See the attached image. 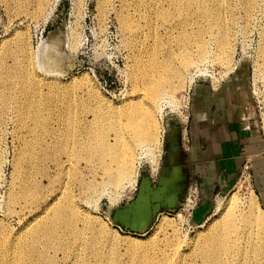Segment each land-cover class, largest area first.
I'll return each mask as SVG.
<instances>
[{"label":"rangeland","instance_id":"rangeland-1","mask_svg":"<svg viewBox=\"0 0 264 264\" xmlns=\"http://www.w3.org/2000/svg\"><path fill=\"white\" fill-rule=\"evenodd\" d=\"M36 1L38 0H0V75L4 74L0 78L5 79L4 82L0 79V260H3L0 264H21V261L22 264H73V258L68 260L63 254L61 256V251L49 249L48 254L42 258L36 251L34 256L29 255L27 247L22 246L25 227L42 214V202L45 195L50 193L47 191L49 181L56 191H59L60 187H67L65 194L75 198L78 207L90 217V223H96L97 226L94 227L97 230H110L114 235L108 237L107 232L101 231L104 234L101 241L106 242L99 246L103 262L97 264H141L146 255L154 259L156 264H161L164 255L160 252L154 254V250L164 249L167 254L172 255L173 246L177 244L182 250L181 264H195L200 261L194 256L200 249L202 236L207 233L206 230L214 220L222 216L232 199L238 202V209L264 217V0H180L182 5L179 0H44L46 3L43 2L41 10L38 9L40 12L34 5H38ZM194 1L198 4L202 1V4H205L198 5ZM243 4L247 5L248 9ZM197 6L204 9L201 11ZM209 8L211 10L207 11ZM209 14L214 18L210 19L212 16ZM224 34H227V39L223 44L218 43L221 42L220 38L223 41ZM202 43L209 47L208 61L184 69L183 80L181 76H175L188 56L198 55ZM16 45L28 49L33 57L34 70L42 80L40 88L38 87L40 91L37 93L32 92L33 85L22 82L20 74H15L12 70L14 60H11L13 58L8 52L14 51ZM151 59L157 62L153 67L148 65ZM163 62L167 65L169 63L173 94L155 112L156 116L152 115L146 118V121H139L140 128L143 127L146 132H150L153 127L152 122L158 124L160 145L153 147L141 159L138 158L140 150L136 148L135 166L139 174L136 185L126 188L113 184H100L89 188L84 186L80 180L82 178L84 182L104 180L100 162L95 164L94 171H89L87 159L84 158L85 162L81 158L86 155V150L80 143L87 141V132L91 129L97 132L101 125L104 131L99 135L114 144L116 133L112 126L120 123L127 132L128 141L130 132L126 129V116L121 112L136 98V94L141 92L146 83L143 79L150 81L151 78H159L162 75ZM8 68L13 71H9L11 74ZM8 84H13L10 86L11 89L14 88L12 91ZM226 86L236 88L240 92L242 113L252 130L247 138L242 137L243 140L236 142L239 147L237 159L234 171L227 179V186H223L221 190L217 189L207 196V202H203L204 176L196 170L191 182L195 184L193 189L197 187V203L188 205L187 202L184 209L173 208L154 219L150 214L147 216L148 201L138 204L142 184L147 181L149 190L156 192V187L160 182H164L162 171H167L165 175L170 178L171 173L173 177L177 166L176 169L183 174V167H178L180 165L177 161L172 165L166 164L167 142L171 138L177 139L181 146L184 143V153L190 154V125L195 112L193 104L199 96L215 94L221 87ZM14 94L22 98L28 95L27 100L34 95L37 101L34 107L27 108L26 105V108H22V112L26 110L25 115L28 112L27 117L14 111L17 110ZM9 101L12 104L9 105ZM33 112H36L35 115L31 114ZM114 114L116 119L112 117ZM41 117H44V121H41ZM24 118L28 122H24ZM146 122L152 124L147 128ZM48 125L56 129L57 135L62 137L65 151H55L48 156L45 154L46 140H52L50 134L44 130ZM74 146H77L79 151H76ZM35 152L38 154H34ZM80 152L82 155H79ZM123 152L127 150L116 151L117 154ZM40 156L43 157L42 161L39 160L42 158ZM57 158L65 162L64 167L56 166ZM106 161L110 162L109 159ZM29 179L33 181H28ZM37 181L42 183L40 186L43 188L37 187ZM174 184H178L181 197L185 189V186L181 185L182 179L174 181ZM44 186H47L46 190ZM27 188L30 190L26 191ZM102 191L106 192L101 194ZM24 195L32 196L26 198ZM33 195H37V198ZM251 199L255 204H250ZM128 202H135V206L142 205V208L138 209L145 213L141 215L145 230L136 227L138 230L128 231L112 218V209ZM163 220L172 225L162 227ZM261 236L262 239H258L256 243H263L264 232ZM252 239H240L241 251L237 248L232 250L233 254L230 251L228 261L233 260L236 264L250 262L254 257L251 256ZM20 254L21 259L18 257ZM259 256L262 257V254ZM46 258L51 261L47 262Z\"/></svg>","mask_w":264,"mask_h":264},{"label":"bare ground","instance_id":"bare-ground-1","mask_svg":"<svg viewBox=\"0 0 264 264\" xmlns=\"http://www.w3.org/2000/svg\"><path fill=\"white\" fill-rule=\"evenodd\" d=\"M45 1H47V0H45ZM45 1L44 0L36 1L38 5H36L34 2L33 3H34L35 6H37V10L38 9L41 10V5H43V2L46 3ZM178 2L181 3V5H182V2H180V0ZM190 2H192V1H190ZM194 2H196V1H194ZM194 2H193V4H194ZM207 2H208V0H207ZM247 2H249V1H247ZM247 2H246V4H247ZM25 3H29V2L25 1ZM196 3L198 4V2H196ZM200 3H201V5L205 4V3L202 4L203 3L202 1ZM207 4H209V3H207ZM243 5H245V4H243ZM177 6H178V4H177ZM245 6H247V5H245ZM249 6L251 7V3H250ZM253 6H255V5H253ZM179 7L181 8V6H179ZM199 7L200 6H197V8H199ZM182 8H183V6H182ZM200 9H201V7H200ZM203 9H201V11ZM212 9H214V8H212ZM244 9H246V8H244ZM247 9H248V6H247ZM195 10H197V9H195ZM199 10L197 12H199ZM210 10H211L210 8H209V10L207 9V11H210ZM205 11H206V9L204 10V13H206ZM38 12H40V11L38 10ZM247 12H248V10H247ZM201 13H203V12H201ZM248 13H250V12H248ZM200 16H202V15L200 14ZM210 16H212V18H210ZM210 16L207 15V17H209L210 19L214 18L212 14ZM215 22L217 23L216 20H215ZM224 35L225 36L222 38L223 41L220 38L221 42H218V43H222V44L224 43V41L227 39V34H224ZM9 44H11V43H9ZM4 47H5V45H4ZM13 49H14V51H11V52L9 51L10 53L8 52V54H10L9 56H12V58H13V59H11V58L10 59L14 60V63L12 64L14 69H12V70H14L15 74H18V75L20 74L19 78H21L22 82H25V83L28 82L29 84L33 85V87L30 86V87L33 88V89L30 88L33 93L39 92L40 91L39 85L42 84V80H41V78L38 77V74L34 70L33 57L28 52V49L25 50L24 47H20V46L17 47V45H16V47L13 48ZM13 49H11V50H13ZM3 53H6V52H3ZM209 53H210L209 47H207V45L205 43L200 44L199 50H198V55L197 56H188L187 59L184 61L183 65H182V69L179 70L175 74V76H181V78L183 80L184 79V72H185L186 68H189V66H191V65L207 62L208 58L210 57ZM3 56H4V54H3ZM152 59L149 60V62H148V65H150V67H153L157 63V62H155L156 60L154 61ZM3 62L4 61L2 59V63H1L2 65H3ZM11 62H13V61H11ZM9 68H10V66H9ZM9 68L7 69L8 72L9 71L13 72L12 70H9ZM3 70H5V69H3ZM161 70H162V75L159 78L153 77V78L150 79V81H147V80L143 79V82H146L143 85L144 86L143 89L141 90V92L136 94L137 95L136 98H134L132 101H130L129 104L126 105L124 111L121 112L123 115L126 116V122H127V128L126 129L130 132V133H128L129 136H130V139L128 141L126 139L127 132L123 130V128L120 125V123H118V125L114 124L112 126V128L115 130V133H116L115 143L114 144H110L109 142L106 141V139H104V136L99 135V134H101L104 131V129H103V127L101 125L98 127L97 132L94 129H91L90 131L88 130L89 132H87V141H85L84 143L81 142V143L84 144V146H83V144L80 143L81 147H84L85 150H86V151H84V153L86 152V155H85L86 157L82 156L81 158L87 159V163L88 164L87 163L86 164L89 167L88 169H90L89 171H94L95 170V164L100 162L101 166H102V170L104 171V176H103L104 180L101 181V180L95 179V180L90 181V182L89 181L88 182H84L83 178L80 176L82 178L80 180L82 181V184L84 186L87 185L88 188H89V187H95L96 185H100V184H103V186L104 185L107 186V184H110V185L113 184V185H115L117 187L118 186H122L123 188L124 187L126 188L128 186L129 187L130 186L133 187V186L136 185L137 179H138V175H139L138 174V169L135 166V158H136V151H137L136 148L140 150V153H138L140 156L138 158L141 159L144 155H147L148 151L152 150L153 147L156 148L157 146L160 145L159 140H158V137H159L158 124L152 122L154 124L153 127L151 128L150 132H148V131L146 132L145 130H143V127L140 128L139 121H140V119H144L145 120L148 117H152V115H153V117H154V115L156 116L155 112L158 109H160L161 105L164 102H166L167 100H169L171 98V95L173 94L172 86L170 85V80L171 79H170V75H169V63H168V65H167V63H164V66L161 68ZM5 72H7V71H5ZM1 73H2V71H1ZM2 75L4 76V74H2ZM2 75H0V77ZM10 77H12V76H10ZM145 78H150V76H147V77L145 76ZM0 79H3L2 82L5 81L4 78H0ZM7 79H9V77ZM15 79H17V78H15ZM191 81H192V78H191ZM10 82L12 83V79L10 80ZM18 82H19V80H18ZM15 83H17V82H15ZM19 83H18V85H19ZM28 83H27V85H29ZM0 84H1V82H0ZM11 85H13V84H11ZM11 85H9V87ZM13 87H15V86H13ZM27 87H29V86H27ZM16 88H18V87H16ZM10 89H11V87H10ZM12 89H14V88H12ZM12 89H11V91H12ZM30 89H28V90H30ZM23 90H24V88H23ZM0 91H2V89ZM7 92H8V90H7ZM15 92H16V90H15ZM29 92H28V94H29ZM3 93H4V91H3ZM0 94H2V93H0ZM11 94H10V96H11ZM4 97H5V94H4ZM6 97H7V95H6ZM13 97H14V105H15V107L17 109V110H14V111H17L18 115L21 114V116H25V117H27L26 115H27L28 112L25 115L26 110H25V112H22V108L23 109L26 108L25 107L26 105H28L27 108H29V106L32 108V107H34L33 105H35L36 102H37L35 100L33 94H32V98H29L30 100L26 99V97H28V95L25 98H22L21 96H17V94L15 96V94H14ZM36 98H38V97H36ZM24 99H26V100H24ZM10 103L11 102L9 101V105H10ZM38 104H39V102H38ZM1 107H2V104H1ZM3 108H4V106H3ZM37 108H38V106H37ZM37 111H39V110H37ZM35 113L33 112L31 114L35 115ZM21 116H19V118ZM112 117L116 119V114H114ZM118 117H119V115H118ZM21 118L23 119V117H21ZM28 118H30V116ZM43 118L41 119V121L43 120ZM25 120L27 121V119L24 118V122H25ZM16 121H17V119H16ZM36 121H38V120H36ZM45 122H43L42 124L44 125ZM29 123H30V121H29ZM152 123H147L146 122L145 126H147V128H148L150 126V124H152ZM22 124H24V123H22ZM34 124H36V123L34 122ZM46 124H49V123H46ZM24 125H23V127H24ZM24 128H26V127H24ZM44 130H45V132L50 134L51 139H52V140H46V146H44L45 147L44 150L46 152L45 154L47 156L50 155L51 153L53 154V152H55V151L61 152V151H65L66 150V148H64L65 144L61 140L62 137L57 135V133L55 131L56 129H54V128L52 129L50 127V125H48L46 127V129H44ZM76 144L74 143V145H76ZM76 147H75V149H76ZM23 148H24V145H23ZM72 149H73V147H72ZM78 149H76V151ZM119 149L120 150L121 149H126L127 152H123L121 154H117L116 151L119 150ZM81 150H82V153H83V149H81ZM62 153H64V152H62ZM68 153H69V149H68L67 154ZM34 154H38V153L35 152ZM59 154H61V153H59ZM77 154H78V152H77ZM79 155H82L81 152H80ZM30 156H31V154H30ZM42 156L45 157L44 154ZM42 156H40V157H42ZM69 156H71V155H69ZM33 157H35V156L33 155ZM58 158L55 160L56 161V166H58V167H62L63 166L64 167L65 162L63 160H61V158L60 159H58ZM23 159L25 160V158H23ZM36 159H37V157H36ZM41 159H43V157L40 158L39 160H41ZM53 159H55V158H53ZM85 159H84V161L86 162ZM107 159H109L110 162L106 161ZM50 160H51V158H50ZM41 161L39 162L40 164H42ZM43 161H44V163L46 162L45 159ZM53 163H55V162H53ZM42 166H43V164H42ZM61 172H63V171H61ZM27 173L25 172V174H27ZM58 175H59V173H58ZM77 175H79V174L77 173ZM28 181H33V180L29 179ZM34 181H36V180H34ZM49 182H50V184L48 186L49 190H47V191H49L50 193L45 195L44 201L42 202V204L44 205V207L42 209L43 211L41 209H39V210L42 211V214L41 215L39 214L37 216V218L34 219V221L29 222L27 224V226L25 227V229H26L25 235H24L25 238H24V240H22L24 242L22 244V246L24 245V247H27V249L29 250V255L30 254L33 255V253L36 251V252H38V256H39V253H40L42 258L44 257L45 254H48V251H50L49 249H53L56 252H58V251L63 252V253H61V256L63 254L65 256V258H67L68 260L69 259L71 260V258H73L72 259L73 260V264H97L98 262L102 263L103 262V258L101 257L100 247L99 246L101 244H104L106 241L105 240L101 241L102 239H104V236H103L104 234L101 231L107 232V234H108L107 236L108 237H112L114 235L110 232V230H104L102 228H99V230H97V228L94 227V226H97L94 221H92L90 223V221H89L90 217L88 216V214L84 210H82L81 208L78 207V205L75 202V198L72 195H70L69 193H67V194H69L68 196L65 194L66 191H67V190L65 191V189L67 187L65 189H63L64 187H60L59 191H58V189L56 191V189H54L53 186H52V182L51 181H49ZM31 183L32 182H30V184ZM63 183H65V182H63ZM38 184H39V182H38ZM38 184H37V187L40 186L42 183L39 184V185ZM25 185H27V183ZM59 185H60V183H59ZM26 187L27 186H25V188ZM44 187H45L44 189L46 190L47 186H44ZM31 188H32V186H31ZM41 188H43V187H41ZM25 190L26 191L30 190V188H27ZM55 191H56V193H55ZM105 192L106 191H104V192L102 191L101 194H103ZM20 193H23V192H20ZM28 194H30V193H28ZM36 194H38V193H36ZM39 195H40V193H39ZM28 196L26 197V195H24L23 197L28 198ZM31 196H29V197H31ZM36 196L37 195H35V197H34V195H33L34 198H37ZM41 197H42V194H41ZM42 199H43V197H42ZM42 199H40V200H42ZM34 201L36 202L35 199H34ZM32 204H33V202L30 203L31 206H32ZM250 204H255L254 200L251 199L250 200ZM251 206H253V205H251ZM35 207L37 208V206H35ZM254 215L255 214H252V213L250 214V213H248L246 211H242L241 209H238V202L232 199L230 201L229 205H227V208H225L224 213L222 214V216L219 219L214 220V222L211 224L209 229L206 230L207 233H205L202 236V239H201L202 241L200 243L201 244L200 245V249L197 251V253L194 256L195 258H199L200 261L195 263V264H236V263H234L233 260L232 261H228V260H230V255H231L230 253L232 252L233 249L236 250V248H237V250H240L241 247H242L240 239L247 238V237L253 238L252 241L250 242V244H252V249H253L252 252H251L252 253L251 256H254V257H252L253 258L252 260L249 258L250 262H248L246 264H264V251H263L264 250V240H262L263 243H261V242H257L256 243V241L258 239H262L261 233L264 232V217L261 214H256L255 217H254ZM170 225H172L170 222H167V221L164 222V220L161 223L162 227H164V226L167 227V226H170ZM23 226H25V225H23ZM9 240H11V239H9ZM131 243H134V242H131ZM7 244H9V243H7ZM198 245L199 244H197V246ZM4 247H6V246H4ZM173 249H172V252H173L172 255L171 254H167L164 251V249H156V250H154V254H158L160 252V254L164 255L161 264H181L182 262H180V260H182V258H180V256H182V250L180 249V245L177 244L176 246H173ZM5 250H6V248H5ZM194 250H195V247H194ZM10 251L8 253H10ZM16 251H12V252L14 253ZM21 252H22V250H21ZM235 252H237V251H235ZM243 253H244V251H243ZM232 254H233V252H232ZM260 254H262V257L259 256ZM56 255H55V257H56ZM192 255H193V253H192ZM20 256H21V254L18 256L21 259L22 257H20ZM29 257H31V256H29ZM38 258H40V257H38ZM235 258H236V256H235ZM46 259L48 260V258H46ZM144 259H145V261H143L141 264H156L154 259L149 258L147 255L144 256ZM12 260H14V258ZM27 260H26V263H27ZM30 260L33 261L34 259L31 258ZM244 260H245V258H244ZM0 261H3V260L1 259ZM36 261H38V260H36ZM41 261H42V259H41ZM50 261L51 260H48L47 262H50ZM14 262H16V261H14ZM18 262H19V260H18ZM21 262L23 263V261H21ZM42 264H44V263H42ZM70 264H71V262H70Z\"/></svg>","mask_w":264,"mask_h":264},{"label":"crops","instance_id":"crops-1","mask_svg":"<svg viewBox=\"0 0 264 264\" xmlns=\"http://www.w3.org/2000/svg\"><path fill=\"white\" fill-rule=\"evenodd\" d=\"M219 90L215 94L199 96L201 98L198 97L197 102L193 104L195 112L190 125L191 153L185 154L175 138L167 142L166 164L172 165L174 161H177L180 165L178 167H183V174L179 173L177 166L175 172L173 171V177L172 173L169 178L165 175L167 171H162L164 182H160L156 192L149 190L147 181L142 184L138 204L148 201L147 216L150 214L154 219L162 212L179 207L180 199L184 198L196 170L204 176L203 202H207V196L216 192L217 189L221 190L223 186H227V179L234 171L237 159L239 147L236 142L243 140L242 137L247 138L252 130L242 113L240 92L236 88L232 89L231 86L221 87ZM179 178L182 179L181 185L185 186L184 192L181 193L184 196L181 195V197H179L178 184H174V181ZM134 203L128 202L112 209V218L121 224H141L144 220L141 215L145 213L138 209L142 208L141 204L135 206Z\"/></svg>","mask_w":264,"mask_h":264},{"label":"built area","instance_id":"built-area-1","mask_svg":"<svg viewBox=\"0 0 264 264\" xmlns=\"http://www.w3.org/2000/svg\"><path fill=\"white\" fill-rule=\"evenodd\" d=\"M194 182H191L190 183V186H189V189H188V193H187V196H186V199H185V201H186V203L184 204V202H183V204H181V206H180V209H184V206H186V204H187V202L189 203L188 205H190L191 203H197V187H195V189H193V187H194ZM122 227H124L126 230H132L130 227H126V226H124V225H121Z\"/></svg>","mask_w":264,"mask_h":264},{"label":"water","instance_id":"water-1","mask_svg":"<svg viewBox=\"0 0 264 264\" xmlns=\"http://www.w3.org/2000/svg\"><path fill=\"white\" fill-rule=\"evenodd\" d=\"M180 207V206H179ZM178 207V208H179ZM174 208H177V207H174ZM114 221H116V220H114ZM122 225H124V226H126V227H130L132 230H138L136 227H140L139 229H141V230H145L146 228H144L143 229V227H145V225L144 224H133V225H129V224H122Z\"/></svg>","mask_w":264,"mask_h":264},{"label":"flooded vegetation","instance_id":"flooded-vegetation-1","mask_svg":"<svg viewBox=\"0 0 264 264\" xmlns=\"http://www.w3.org/2000/svg\"><path fill=\"white\" fill-rule=\"evenodd\" d=\"M183 148L185 147V145H184V143H183ZM190 186V185H189ZM189 186H188V189H189ZM188 189H187V192H186V194H185V196H184V198L182 199V201L180 202V205L181 204H183V202L185 201V199H186V196H187V193H188ZM171 214V213H170ZM160 215V214H159Z\"/></svg>","mask_w":264,"mask_h":264}]
</instances>
